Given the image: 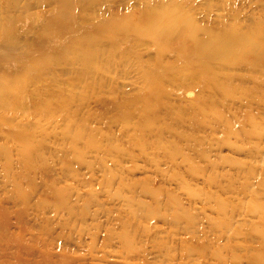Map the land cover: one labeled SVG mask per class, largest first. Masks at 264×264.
<instances>
[{
	"label": "rangeland",
	"instance_id": "374dc122",
	"mask_svg": "<svg viewBox=\"0 0 264 264\" xmlns=\"http://www.w3.org/2000/svg\"><path fill=\"white\" fill-rule=\"evenodd\" d=\"M163 7L191 18L194 60L211 34L264 33V0H0V264H264V137L241 132L264 110L180 85L178 52L127 22ZM66 42L87 64L41 70ZM211 64L225 89L264 82Z\"/></svg>",
	"mask_w": 264,
	"mask_h": 264
},
{
	"label": "bare ground",
	"instance_id": "6f19581e",
	"mask_svg": "<svg viewBox=\"0 0 264 264\" xmlns=\"http://www.w3.org/2000/svg\"><path fill=\"white\" fill-rule=\"evenodd\" d=\"M186 12V11H185ZM58 21H64L63 14H60L58 17ZM130 22L128 24H132V29L136 32L137 35L142 37L151 38L152 42L156 44L158 47L159 53L166 51H177L178 52V60L183 62L185 69L182 71L184 74V79L188 83H181V86H185L187 84L196 86V87H206L208 86V92L219 96H230V93L234 91V89H238L239 93H248L251 95L253 100H256V104L262 106L264 110V82L259 80L253 81L254 86L250 89L244 88L241 84L240 86H235V88L225 89L223 83L220 82V78L216 77L212 74L213 64L212 61H219L221 64H229V63H239L243 60L247 61V64L251 67L264 68V33L260 31H252L247 34L248 36H243L236 38L233 33H216L211 34L209 40L207 41H195L197 48L199 49V57L204 59L194 60V56H196V52L190 53V51H185L181 45V39L191 34L193 23L191 18L186 16V14H182L178 10L169 7H163L159 10L153 9L151 11H146L145 14L139 16L137 19L127 21ZM58 31H65L66 25L64 22L62 24H58ZM227 31V30H226ZM88 35L85 32H81L80 34L74 33V42H87ZM90 39V38H89ZM90 41V40H88ZM178 43V44H176ZM66 44V45H65ZM59 50L52 52L49 56L46 57V63L41 67V70L48 71L55 70L53 65L59 67V70L64 71L67 70L66 66L73 62L72 60L77 61V63L82 64V66L87 64L88 57L83 55L84 52L87 51L86 47L81 49L79 54L76 56H72L69 58L67 53L74 47L72 44L65 43ZM77 45V44H76ZM260 46V51L256 55H252L250 53L245 52L250 49H255ZM262 47V48H261ZM76 49V47H74ZM158 53V54H159ZM245 55V57H243ZM249 55V56H248ZM74 58V59H73ZM70 60V62L64 65V61ZM39 67V68H40ZM182 67V66H181ZM264 74V73H262ZM226 75V74H225ZM182 80V79H181ZM183 81V80H182ZM225 82V81H224ZM244 82V81H242ZM231 84V83H230ZM229 83L227 85L230 86ZM155 83L150 85L149 92L151 93V97H146L147 107L150 104V99H153L156 94L158 96L161 93V88H155ZM6 88V85L0 90V107H4L6 105V97L3 93ZM252 89V90H251ZM230 91V92H229ZM250 91V92H249ZM219 96H218V95ZM155 96V97H156ZM249 97L247 102L251 104L253 100ZM220 98V97H219ZM249 100H252L249 101ZM205 101V100H204ZM210 101V100H209ZM217 101V100H216ZM206 102V101H205ZM201 105H205L204 102L200 101ZM145 107V108H147ZM200 107V108H199ZM198 111L195 113H203L205 112V108L203 106L198 105ZM196 108H194V111ZM247 124H250V131H246L242 129V133L244 135L251 136L253 132L258 133L262 137H264V132L256 131V127L251 121V117L248 115V118H244ZM258 135V136H259ZM19 137V135L17 134ZM256 136V134H255ZM16 137V136H15ZM246 139V138H245ZM261 139V137H259ZM249 141V140H248ZM259 149V147H258ZM263 160V159H262ZM263 228V227H262ZM262 233V232H260ZM264 233V232H263Z\"/></svg>",
	"mask_w": 264,
	"mask_h": 264
}]
</instances>
